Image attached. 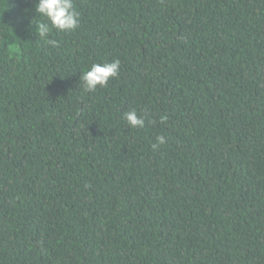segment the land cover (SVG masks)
<instances>
[{
  "label": "trees",
  "instance_id": "16d2710c",
  "mask_svg": "<svg viewBox=\"0 0 264 264\" xmlns=\"http://www.w3.org/2000/svg\"><path fill=\"white\" fill-rule=\"evenodd\" d=\"M36 3L0 0V264H264V0H74L58 47Z\"/></svg>",
  "mask_w": 264,
  "mask_h": 264
},
{
  "label": "clouds",
  "instance_id": "9594fccd",
  "mask_svg": "<svg viewBox=\"0 0 264 264\" xmlns=\"http://www.w3.org/2000/svg\"><path fill=\"white\" fill-rule=\"evenodd\" d=\"M36 13L46 18L35 24L38 39H43L46 44L59 46L57 41L48 39L50 31L54 28L60 32L75 30L80 23V13L76 10L74 0H37ZM120 61L93 63L88 70L83 72L81 80L84 82V91L92 92L97 87H104L109 79L118 75ZM123 119L133 128L145 126L143 118L138 117L135 110L125 112ZM166 143L164 136H158L157 142L152 144L153 149Z\"/></svg>",
  "mask_w": 264,
  "mask_h": 264
}]
</instances>
